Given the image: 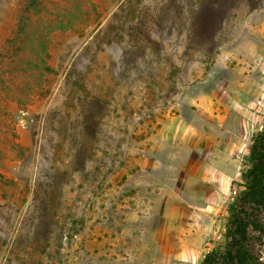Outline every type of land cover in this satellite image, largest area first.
Returning <instances> with one entry per match:
<instances>
[{"label":"rangeland","instance_id":"1","mask_svg":"<svg viewBox=\"0 0 264 264\" xmlns=\"http://www.w3.org/2000/svg\"><path fill=\"white\" fill-rule=\"evenodd\" d=\"M32 1L0 0V264H201L264 126V0Z\"/></svg>","mask_w":264,"mask_h":264},{"label":"trees","instance_id":"2","mask_svg":"<svg viewBox=\"0 0 264 264\" xmlns=\"http://www.w3.org/2000/svg\"><path fill=\"white\" fill-rule=\"evenodd\" d=\"M33 4L36 5V3ZM59 26L65 25L61 22ZM23 34L25 39L30 38L27 31ZM41 41V61L39 65L34 66L43 76L50 71V40L49 37L42 36ZM26 50L24 42L21 45L18 44L12 51L13 55L21 54L29 62L32 60L31 51L28 53ZM28 65L23 69L24 72L33 69V64L28 63ZM26 74L35 77L32 73ZM251 140L250 153L241 172L242 189L229 206L230 216L226 238L217 242L201 264H264L262 256L253 250V242L256 239L250 232L253 230L264 236V126L261 131L253 133Z\"/></svg>","mask_w":264,"mask_h":264}]
</instances>
